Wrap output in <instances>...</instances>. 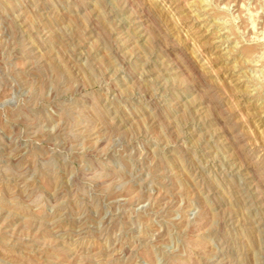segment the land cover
<instances>
[{"label":"rangeland","instance_id":"1","mask_svg":"<svg viewBox=\"0 0 264 264\" xmlns=\"http://www.w3.org/2000/svg\"><path fill=\"white\" fill-rule=\"evenodd\" d=\"M0 264H264V0H0Z\"/></svg>","mask_w":264,"mask_h":264}]
</instances>
